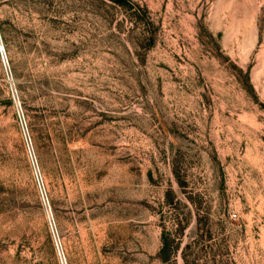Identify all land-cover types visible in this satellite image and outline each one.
<instances>
[{
	"label": "rangeland",
	"instance_id": "374dc122",
	"mask_svg": "<svg viewBox=\"0 0 264 264\" xmlns=\"http://www.w3.org/2000/svg\"><path fill=\"white\" fill-rule=\"evenodd\" d=\"M132 1L0 0V264H264V0Z\"/></svg>",
	"mask_w": 264,
	"mask_h": 264
},
{
	"label": "trees",
	"instance_id": "16d2710c",
	"mask_svg": "<svg viewBox=\"0 0 264 264\" xmlns=\"http://www.w3.org/2000/svg\"><path fill=\"white\" fill-rule=\"evenodd\" d=\"M112 2L118 6H122L127 10H131L132 12V19L135 20V22L143 21L144 23H149L148 18V8L143 7L140 4L132 1V0H112ZM1 194V191H0Z\"/></svg>",
	"mask_w": 264,
	"mask_h": 264
},
{
	"label": "built area",
	"instance_id": "2783aa9c",
	"mask_svg": "<svg viewBox=\"0 0 264 264\" xmlns=\"http://www.w3.org/2000/svg\"><path fill=\"white\" fill-rule=\"evenodd\" d=\"M0 49H1L2 56L4 58V63L6 65V67L8 68V61L6 60L5 49H4V46L2 45L1 38H0ZM20 119L22 121V125H23L24 131H25V134H26V137L28 140V146L31 148V137H30V133H29V128H28V125H27L25 119L23 118V114H21V111H20ZM39 183L41 184V180H39ZM42 194H43L44 201L46 202L45 194L43 192H42ZM59 252H60V256H61V263L65 264V260L63 259V255L61 253L60 248H59Z\"/></svg>",
	"mask_w": 264,
	"mask_h": 264
}]
</instances>
